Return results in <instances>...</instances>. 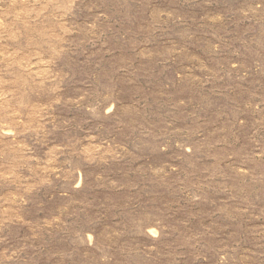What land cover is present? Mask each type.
<instances>
[{
  "label": "rangeland",
  "instance_id": "1",
  "mask_svg": "<svg viewBox=\"0 0 264 264\" xmlns=\"http://www.w3.org/2000/svg\"><path fill=\"white\" fill-rule=\"evenodd\" d=\"M0 264H264V0H0Z\"/></svg>",
  "mask_w": 264,
  "mask_h": 264
}]
</instances>
